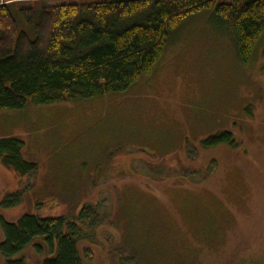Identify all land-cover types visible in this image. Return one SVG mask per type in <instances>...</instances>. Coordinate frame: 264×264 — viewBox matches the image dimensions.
Returning <instances> with one entry per match:
<instances>
[{
  "label": "rangeland",
  "instance_id": "1",
  "mask_svg": "<svg viewBox=\"0 0 264 264\" xmlns=\"http://www.w3.org/2000/svg\"><path fill=\"white\" fill-rule=\"evenodd\" d=\"M209 14L185 21L126 92L0 110V139L22 140L37 165L21 176L0 159V246L2 219L74 222L89 205L100 224L83 227L82 264H264V33L245 63ZM222 132L235 142L203 144ZM14 194L20 202L4 208ZM52 255L40 237L12 259Z\"/></svg>",
  "mask_w": 264,
  "mask_h": 264
},
{
  "label": "trees",
  "instance_id": "2",
  "mask_svg": "<svg viewBox=\"0 0 264 264\" xmlns=\"http://www.w3.org/2000/svg\"><path fill=\"white\" fill-rule=\"evenodd\" d=\"M12 3L0 4V110L22 109L29 100L52 105L126 92L152 73L174 32L200 12H209L219 29L234 36L245 63L264 33V0H42L39 7L28 0ZM15 6L34 37L19 28ZM222 142L235 141L230 132H222L203 144ZM23 145L17 138L0 139L3 165L21 176L37 169L23 158ZM19 202L14 194L2 206ZM98 218L97 210L86 205L74 222L35 214L17 222L2 219L1 253L9 264H25L12 258L41 237L53 254L42 264H82L79 242L88 238L83 227H96Z\"/></svg>",
  "mask_w": 264,
  "mask_h": 264
}]
</instances>
